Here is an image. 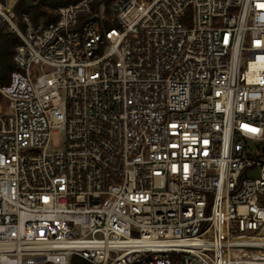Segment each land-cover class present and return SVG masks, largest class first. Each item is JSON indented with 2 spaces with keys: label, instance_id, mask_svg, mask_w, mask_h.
<instances>
[{
  "label": "built area",
  "instance_id": "2783aa9c",
  "mask_svg": "<svg viewBox=\"0 0 264 264\" xmlns=\"http://www.w3.org/2000/svg\"><path fill=\"white\" fill-rule=\"evenodd\" d=\"M262 5L0 0V264H264Z\"/></svg>",
  "mask_w": 264,
  "mask_h": 264
},
{
  "label": "trees",
  "instance_id": "16d2710c",
  "mask_svg": "<svg viewBox=\"0 0 264 264\" xmlns=\"http://www.w3.org/2000/svg\"><path fill=\"white\" fill-rule=\"evenodd\" d=\"M36 1V0H33ZM107 5L110 0H105ZM65 0H42L41 4L38 6H31L28 3V0H17L15 9L19 15L23 13H28L34 22H38L39 19L44 18L46 21H51L56 18L55 13L47 10V6L58 7L63 4ZM20 42V38L14 33H8L3 36L1 42V75H0V84L8 82L11 71L17 68L16 64L13 61V53L15 51V46ZM0 95V100H1ZM71 264H92L86 259L73 255L71 259Z\"/></svg>",
  "mask_w": 264,
  "mask_h": 264
},
{
  "label": "rangeland",
  "instance_id": "374dc122",
  "mask_svg": "<svg viewBox=\"0 0 264 264\" xmlns=\"http://www.w3.org/2000/svg\"><path fill=\"white\" fill-rule=\"evenodd\" d=\"M4 4L8 7H15L17 0H2ZM47 10L52 11L54 10V7L47 6ZM65 148V140L64 136L60 132H54L53 134V139L48 146V151H58V150H63Z\"/></svg>",
  "mask_w": 264,
  "mask_h": 264
},
{
  "label": "water",
  "instance_id": "95a60500",
  "mask_svg": "<svg viewBox=\"0 0 264 264\" xmlns=\"http://www.w3.org/2000/svg\"><path fill=\"white\" fill-rule=\"evenodd\" d=\"M41 1H42V0H36V1L28 0V3H29V5H31V6H38V5L41 4Z\"/></svg>",
  "mask_w": 264,
  "mask_h": 264
},
{
  "label": "snow or ice",
  "instance_id": "6c2138e0",
  "mask_svg": "<svg viewBox=\"0 0 264 264\" xmlns=\"http://www.w3.org/2000/svg\"><path fill=\"white\" fill-rule=\"evenodd\" d=\"M262 6H264V5H262Z\"/></svg>",
  "mask_w": 264,
  "mask_h": 264
}]
</instances>
